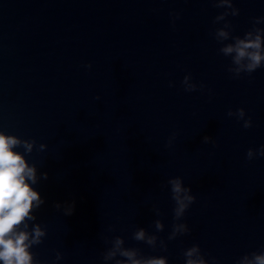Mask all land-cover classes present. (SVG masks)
I'll return each instance as SVG.
<instances>
[{
  "label": "water",
  "instance_id": "water-1",
  "mask_svg": "<svg viewBox=\"0 0 264 264\" xmlns=\"http://www.w3.org/2000/svg\"><path fill=\"white\" fill-rule=\"evenodd\" d=\"M232 4L238 15L214 23L226 9L211 0H0V132L35 141L13 150L45 201L28 221L46 233L33 264H115L103 259L115 237L167 264L193 245L208 264L264 251V157L246 159L264 146V64L236 77L219 52L233 41L214 38L225 23L234 37L257 18L264 30V0ZM177 177L195 202L177 221L188 234L168 240ZM140 228L155 248L133 239Z\"/></svg>",
  "mask_w": 264,
  "mask_h": 264
},
{
  "label": "clouds",
  "instance_id": "clouds-1",
  "mask_svg": "<svg viewBox=\"0 0 264 264\" xmlns=\"http://www.w3.org/2000/svg\"><path fill=\"white\" fill-rule=\"evenodd\" d=\"M217 8H224L221 15H218L214 23L224 21L228 15H238V10L233 8L232 0H211ZM227 10H231L230 12ZM176 19L179 16L176 15ZM262 22L261 18L253 21V28L246 32L243 38L231 36V25L225 23L223 28L215 31L214 38L218 43H223L231 39L233 42L225 44L219 52L225 57H231L234 67L228 69L236 77L243 73L251 74L264 64V30L255 27ZM87 67H90L88 65ZM190 76H185L182 84L187 92L195 91L196 85L190 82ZM171 86V85H170ZM99 100V97H96ZM229 117L236 116L238 120H244L245 129L252 126L251 119H244L243 109H237L235 113L229 111ZM210 137L203 138L204 143H209ZM171 142H169L170 144ZM35 141L21 140L15 136L5 135L0 132V261L3 264H33V255L29 251L33 245L42 242L45 231L39 224H33L31 232L27 231L28 221H35L36 216L31 215L34 209H39L45 201L32 185L37 184V168L26 162L24 155L13 149L23 147L24 154L33 151ZM46 145L40 144L38 151L43 152ZM264 157V146L253 151L249 149L246 159L251 161L255 157ZM40 179L46 180L47 173H42ZM27 181V182H26ZM170 185L171 199L174 202L172 231L168 240H173L177 236L188 234L189 229L185 223H177L182 220L185 212L195 202V197L190 194L191 189L183 186L182 179L177 177L168 180ZM57 210L61 209L60 204L54 206ZM74 202L67 204L63 208L64 215H72ZM160 215L159 210H155ZM23 226V230H21ZM157 232L163 231L164 225L160 220L155 221ZM133 239L143 242L155 248L157 246V236L148 234L143 228L138 229L133 234ZM106 243L108 241H105ZM112 247L103 254L104 261L115 260V264H167L166 257H142L137 249H126L123 247L124 241L120 237L111 240ZM161 250L166 251L163 240L159 244ZM185 264H208L201 254L198 245H193L182 253ZM122 259H116V257ZM57 259H60L57 254ZM215 264V261H212ZM237 264H264V251L259 254L256 252L241 257Z\"/></svg>",
  "mask_w": 264,
  "mask_h": 264
}]
</instances>
